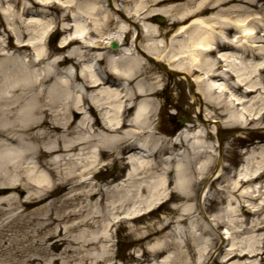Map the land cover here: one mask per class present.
I'll return each mask as SVG.
<instances>
[{"label":"bare ground","instance_id":"obj_1","mask_svg":"<svg viewBox=\"0 0 264 264\" xmlns=\"http://www.w3.org/2000/svg\"><path fill=\"white\" fill-rule=\"evenodd\" d=\"M30 1L14 11L8 4L4 10L7 20L19 22L26 31H19L14 43L10 39L0 42V189L7 190L0 194V214L44 203L68 186L89 189L74 192L59 205L56 199L48 200L42 221L40 207L31 217L22 210L8 214L0 227L19 219L20 225L36 226L35 236L55 221L52 210L56 205L63 209L84 195L80 211L96 195L102 204L108 193L119 195L111 203L118 209L130 202L133 193L145 190L149 193L145 204L127 210L124 220L126 216L138 219L174 196L196 201L201 210L198 216L193 214L194 203L178 206L176 221L184 225L150 244L145 264H264V141L242 149L241 163L232 170L222 165L220 150L218 154L208 141L221 125L233 129L253 123L259 128L264 118V27H260L264 0H147L149 10L145 0H138L132 11L123 14L115 0L109 4L102 0ZM54 3L67 11L62 19L70 22L62 25L64 35L51 54L44 40L53 23L35 16L27 22L21 17L32 7ZM166 3L170 5L153 7ZM165 16L170 18L175 38H168L167 30L155 21L161 23ZM149 17L150 25H138L136 18ZM27 34L29 39H25ZM181 35L184 38H177ZM111 42L117 47L112 48ZM12 48L25 57L11 55ZM148 55L155 61L166 60L188 83H194L192 95L205 104L204 112L201 106L197 109V126L185 123L171 137L155 132L152 117L159 102L153 95L160 76L147 74L151 66L144 56ZM44 62L49 63L45 73L31 68ZM189 72H195L191 80L185 75ZM82 130L88 134L73 136ZM85 146L91 148L88 155L72 161L64 174L57 170L59 162L41 161ZM109 155L126 159L128 167L121 180L101 188L90 178L102 157ZM215 162V171L208 177ZM42 167L47 168L49 180ZM213 183L214 191L207 195ZM202 200L220 206L207 215ZM75 216L77 212H68L62 218ZM81 222L90 225L88 220ZM171 222H161L150 233L144 230L140 239L163 231ZM109 224H103L102 234L84 239L82 246L110 240ZM39 247L23 246L21 264H40L44 251ZM56 247L57 242L51 244ZM99 251L97 257L82 255L77 260L113 264L104 257L106 244ZM136 255L142 258L139 252ZM47 264L55 261L49 259Z\"/></svg>","mask_w":264,"mask_h":264},{"label":"rangeland","instance_id":"obj_2","mask_svg":"<svg viewBox=\"0 0 264 264\" xmlns=\"http://www.w3.org/2000/svg\"><path fill=\"white\" fill-rule=\"evenodd\" d=\"M102 1L105 4L109 2L108 0ZM146 1L147 0H145V2ZM30 3V0H16V2L11 0L9 2L6 0H0V42H2V40L8 41L10 39L14 43L16 42L15 38L19 31L25 30L19 22L7 20L5 17L4 10L9 6L8 4L12 5L10 10L14 11L24 5L28 6ZM137 3H139L138 0H115V4L122 11V14L132 11ZM178 3H183V1ZM145 5H147L146 9L149 10L150 2H146ZM168 5L170 4L166 3L161 6L153 7L164 8ZM249 10L252 11L253 8L249 7ZM114 12H116V15H119L117 11ZM260 12L263 13V11ZM64 13H67V11L62 9L57 3H54L51 5L49 4L48 6L38 5L32 7L28 13L22 14L21 18L28 22L30 16H35L42 18L43 20H49L53 23V26L55 27L51 29L49 35L44 40V43L48 51H50L51 54H54L56 52L54 47L58 45L60 37L64 35L62 25L70 22L69 19H62ZM136 20L139 26L150 25V17L144 19L136 18ZM155 21H157L163 30H167L168 38L174 37V29H170L169 27L170 18L168 16L164 17L162 24L159 23L157 19ZM190 21L191 20L187 23L189 24ZM113 26L114 25H111V27ZM260 27H264V25H260ZM29 36L30 35L27 34L25 39H29ZM177 38L181 39L184 38V36H177ZM139 41L143 42V38L140 37ZM9 52L11 55L17 56L20 59L25 57L23 54L14 52L13 48L9 49ZM144 57L149 62V66H151V69L147 74L160 76L158 92L156 95H153V97L159 102L156 114L152 117L157 126L155 132L158 133V135L171 137L180 130L178 121L182 117L186 119L185 123L197 126V124L200 123L197 109L201 106V110L204 112L205 104L204 102L200 103L194 98L188 86L187 79L182 77V74L170 72L171 68L166 60L155 61L153 60L154 57L152 58L149 55ZM47 65H49V63L44 62L31 68H34L36 72L45 73L48 68ZM193 75H195V72H189L186 74L188 80H191ZM192 88L195 92L196 87L193 82ZM71 95L74 98L73 92ZM206 107L208 110L212 109L209 105ZM81 117L82 115L80 118ZM218 119H222V117H218ZM205 125H209L207 120L205 121ZM83 134L87 135L88 131H76L73 136H80ZM256 140H264V118L260 121L259 128H254L253 123L246 127L233 129L225 128L221 125V130L218 133L214 130V132L210 133L208 138V141L214 143L218 154L220 150L221 163L223 166L228 167L229 170H232L235 164H237L242 158L241 150L244 147H248ZM89 149L91 148L85 146V148L79 151L75 150L56 153L51 156L42 157L41 161L44 163L46 161L59 162L57 170L60 171L59 173L61 175L69 169L72 161H75L78 157H86L89 153ZM70 158L74 159L71 160ZM69 159L70 163L66 162ZM102 159L104 160L103 163H107V165H102L101 163V165L95 169L99 170V173L96 174L94 178H90V180L92 184L105 188L121 180L126 173L128 165L126 164V159L115 158L113 155L103 156ZM216 162L214 163L215 166L209 172L208 177L215 171ZM40 170L49 180L47 168L42 167ZM54 180L55 182H58L56 175L54 176ZM214 185V183L211 185L207 195H211V192L214 191ZM202 186L203 184L200 185V190ZM88 189L89 186H83L72 190V186H68L51 194L44 203L29 207L20 206L19 209L11 211L8 214H15L16 211L22 210L25 215L27 214L28 217H31L33 216V211L36 208L41 207L38 217L41 218L42 221L48 213L45 204L49 203L50 200H58L57 204L59 205L61 200L68 198L74 192L82 190L87 192ZM168 189L170 194L172 184ZM6 191V189H0V194L6 193ZM81 197V199L75 201L76 203L74 202L63 209L56 207V205L52 210L55 221L51 225L44 227L39 233H36L35 236L33 235L36 226L32 224L20 225L22 223L19 219H12V222L8 226L2 225L0 227V264H21V248L27 244H32L34 246L40 245L39 248L42 252L44 251V253L41 254L42 261L40 264H47L49 259L54 260L55 264H92L93 261L91 263V259L89 258L79 260L81 262H79L77 258H80L82 255L97 257L100 253L99 250L101 249V245L104 244H106L107 248V252L104 253V257L108 260L107 262H112L113 264H145L148 262L146 260L150 259V254L146 252L148 246L154 243L157 239L165 238L172 229L178 230L184 225L183 222L179 223L176 221L179 213V210H177L178 206H182L184 203L188 202L194 203L196 210L193 214L198 216L201 215V210L196 201H188L184 197L178 199L174 196L173 199L165 200L162 206L156 207L152 211L143 212L138 219L126 216L124 220L122 217L127 210L133 209L137 206L141 207L145 204L149 197V193L145 190L133 193L130 202L118 209L113 208L111 203L118 201L119 195L117 197L115 194L107 193L103 196L102 204L97 203L101 197L96 195L93 200H91L86 206L82 207L79 211L81 205L85 204L83 200L86 199V196L84 195ZM202 202L207 215L213 213L215 208L220 206V203L218 202H206L203 200ZM68 212H77V216L63 219L62 216ZM8 214H0V223L5 221L4 217ZM120 219H123V221H119ZM167 219L172 222L166 226L163 231L140 239L141 234L150 233L154 228H157L161 222L164 223ZM81 220H88L90 225L83 224ZM75 222H81L82 224L76 228H70L69 226ZM107 222L110 223L107 229V233L110 235V240L106 243L99 242L94 245L82 246L84 239H88L94 234H102V231H104L103 224ZM221 229V227L218 228V230ZM144 230H146V233H142ZM54 242L58 243V247L51 248V244ZM218 243L219 241L217 240L215 246H217ZM138 252L140 256H142L140 260L137 259L136 255ZM166 253H164V255ZM75 257L76 259H74ZM143 259L144 261H142ZM97 264H103V262L101 261Z\"/></svg>","mask_w":264,"mask_h":264},{"label":"water","instance_id":"obj_3","mask_svg":"<svg viewBox=\"0 0 264 264\" xmlns=\"http://www.w3.org/2000/svg\"><path fill=\"white\" fill-rule=\"evenodd\" d=\"M160 22L162 23L163 21L160 20ZM111 47L112 48H116V43L115 42H112L111 44ZM170 72H173V73H177V74H180V72L176 71V70H173V69H170ZM186 75V74H185ZM188 86L190 88L191 91H193V88H192V85L190 84V82L188 83ZM185 118L182 117L180 120H179V123L182 124L183 122H185Z\"/></svg>","mask_w":264,"mask_h":264}]
</instances>
